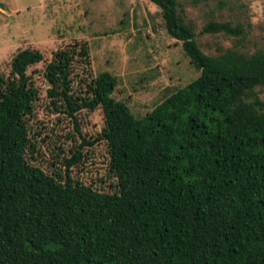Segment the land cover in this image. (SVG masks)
Masks as SVG:
<instances>
[{"label": "trees", "instance_id": "trees-1", "mask_svg": "<svg viewBox=\"0 0 264 264\" xmlns=\"http://www.w3.org/2000/svg\"><path fill=\"white\" fill-rule=\"evenodd\" d=\"M148 1L198 75L142 117L112 97L108 72L79 76L84 44L55 50L40 72L77 134L76 113L100 109L109 190L70 175L81 146L50 174L27 158L37 89L26 71L40 52L17 51L0 75V264H264V46L203 54L176 0ZM200 32L244 37L228 22Z\"/></svg>", "mask_w": 264, "mask_h": 264}, {"label": "rangeland", "instance_id": "rangeland-1", "mask_svg": "<svg viewBox=\"0 0 264 264\" xmlns=\"http://www.w3.org/2000/svg\"><path fill=\"white\" fill-rule=\"evenodd\" d=\"M176 1L203 54L215 56L236 42L234 49L247 55L264 46V0H220L219 6L214 0ZM209 21L239 24L243 40L201 33ZM73 44H84L88 53V65L76 67L79 76L91 79L100 72L114 76L117 86L112 97L136 117L195 79L198 72L189 66L180 42L167 36L159 9L148 0H0V75L8 76L17 51L37 50L43 58L26 71L37 89L32 115L27 118L33 144L27 158L50 174L62 171V156L69 157L81 146V162L70 169V175L107 191L113 179L106 144L97 139L103 124L100 109L76 113L77 134L72 120L51 109L45 97L43 64L55 50ZM259 97L264 102V87ZM82 140L91 145H81Z\"/></svg>", "mask_w": 264, "mask_h": 264}]
</instances>
